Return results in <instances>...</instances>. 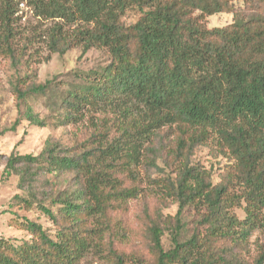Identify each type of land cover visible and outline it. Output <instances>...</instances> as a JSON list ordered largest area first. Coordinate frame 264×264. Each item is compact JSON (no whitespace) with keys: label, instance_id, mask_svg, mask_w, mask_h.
<instances>
[{"label":"trees","instance_id":"1","mask_svg":"<svg viewBox=\"0 0 264 264\" xmlns=\"http://www.w3.org/2000/svg\"><path fill=\"white\" fill-rule=\"evenodd\" d=\"M23 1L53 21L44 34L52 53L99 48L110 58L44 117L30 99L46 97L53 80L38 82L17 49ZM23 1L0 0V55L28 69L13 83L19 116L0 136L23 119L78 128L69 145L50 137L36 155L8 157L6 173L28 190L14 198L53 232L26 219L30 239L0 235V264H80L91 253L114 264H264V0ZM132 8L139 17L126 23ZM217 13L233 21L209 27ZM202 146L226 159L218 181L194 160ZM41 177L50 188L40 193ZM134 199L145 203L148 257L124 247L117 214Z\"/></svg>","mask_w":264,"mask_h":264},{"label":"rangeland","instance_id":"2","mask_svg":"<svg viewBox=\"0 0 264 264\" xmlns=\"http://www.w3.org/2000/svg\"><path fill=\"white\" fill-rule=\"evenodd\" d=\"M23 1V0H22ZM25 4L19 5L17 49L26 54L31 67L37 71L38 82L53 80L49 94L46 97L31 98L34 109L41 117L54 113L51 106L58 105L61 97L72 86L75 81H81L82 76H86L92 71L99 70L109 61V54L105 49L92 48L86 54H82L81 49L68 51L60 55L52 53L47 46L45 32L53 24L51 20L38 19L31 8ZM139 17L135 9H128L123 15L122 20L126 23H133ZM233 21V15L230 13H217L207 18L209 27L225 26ZM28 72L27 67L18 69L12 64V61L0 55V131L12 125L19 116L16 98L13 92V83L17 76L25 75ZM78 126L67 125L59 128L53 126L40 127L31 125L27 120H21L17 130L6 132L0 136V235L12 239L18 243L23 239H30L32 235L22 229V222L26 219L37 221L47 229L53 232V226L44 217L38 208L26 210L19 199H15L16 194L28 195V190L19 186V176L6 173V161L12 153L17 154H38L45 141L50 138H56L63 144H71L72 137ZM195 161H200L205 167L212 170L215 181H218V174L222 170L226 159L222 156H215L208 146L199 147L194 156ZM50 178L51 176L48 175ZM41 177L40 182L35 189L40 192L43 189H49V185H44ZM145 203L139 199L128 201V208L118 218L123 219L128 228V243L124 246L127 251H143L146 257L149 256L148 241L146 239V224L144 223ZM177 212V206L163 210V213L174 215ZM240 217L245 214L242 209H237ZM185 220L188 225L187 235H190L195 217L192 212L185 213ZM166 247L170 246V237L166 233L163 237ZM144 262L143 264H147ZM80 264H114L101 256L91 253ZM139 264V263H137ZM142 264V262L140 263Z\"/></svg>","mask_w":264,"mask_h":264},{"label":"built area","instance_id":"3","mask_svg":"<svg viewBox=\"0 0 264 264\" xmlns=\"http://www.w3.org/2000/svg\"><path fill=\"white\" fill-rule=\"evenodd\" d=\"M22 5H24L25 3H21Z\"/></svg>","mask_w":264,"mask_h":264}]
</instances>
